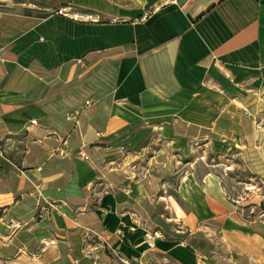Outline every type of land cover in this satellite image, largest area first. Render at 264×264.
Returning <instances> with one entry per match:
<instances>
[{"label":"crops","instance_id":"crops-1","mask_svg":"<svg viewBox=\"0 0 264 264\" xmlns=\"http://www.w3.org/2000/svg\"><path fill=\"white\" fill-rule=\"evenodd\" d=\"M150 147L264 179V0H0V264H264V196Z\"/></svg>","mask_w":264,"mask_h":264},{"label":"rangeland","instance_id":"rangeland-1","mask_svg":"<svg viewBox=\"0 0 264 264\" xmlns=\"http://www.w3.org/2000/svg\"><path fill=\"white\" fill-rule=\"evenodd\" d=\"M8 27L11 29V31L12 29L17 28L12 20L10 21ZM144 138L145 137L139 138V143L135 144L133 148L141 150L144 145H147L148 142H150V140H145ZM155 152L157 151H155V149H152L151 147L145 151L146 157H144V162H142V165L140 167L142 173L147 172L145 168L149 170L147 162L150 160V157L156 154ZM200 152L203 153L202 151ZM178 153L179 154L175 155L171 151L164 148L162 149V152L157 155L159 163H166L165 166H161L162 170L164 171V177L167 174H172V172H178L174 176L179 177L180 174H186L187 170L189 169L195 172L196 177H200L204 171L208 170V168H211L213 170L218 169L219 171L214 172H216L220 176L221 180L223 181L222 183L226 186V193L229 196L231 202L238 203L239 201H242L244 203L245 201L243 200L246 199V197H249L247 193H253L251 192L253 190L257 191L258 196H264V179L260 177L254 178V185H247V183L243 181V178L247 176L246 170L243 168V165H241L239 158L235 162L227 164L229 165L228 168L227 166H225V164L223 166H219V159L211 157L210 154L205 156H203V154H195L194 156L190 155L189 157H187L186 155L181 153V151H179ZM227 168L228 171H226ZM153 169L155 168H152L151 171H153ZM164 181L171 182V185L175 186L178 183L176 180L171 179L169 176H166V178H164ZM238 209L244 212V216L249 215L250 211L252 212V210L250 209H242V206Z\"/></svg>","mask_w":264,"mask_h":264},{"label":"built area","instance_id":"built-area-1","mask_svg":"<svg viewBox=\"0 0 264 264\" xmlns=\"http://www.w3.org/2000/svg\"><path fill=\"white\" fill-rule=\"evenodd\" d=\"M59 11V13H61V14H63V12L64 11H62V10H58ZM75 16V18L77 19V20H79V21H82V22H86V21H88L89 19H93L92 17V15H90V14H88V15H85V14H82V13H79V14H75L74 15ZM144 17L143 18H141V21H144ZM65 143V142H64ZM66 144V143H65ZM35 188L37 189V194H38V196H40L41 198L43 197L42 196V192H41V188H40V186H38V185H35ZM152 239V237H150V236H147V240H151ZM151 246H153L152 244H150Z\"/></svg>","mask_w":264,"mask_h":264}]
</instances>
